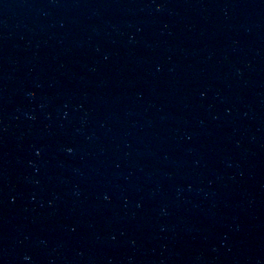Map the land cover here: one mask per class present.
<instances>
[{"label":"water","instance_id":"1","mask_svg":"<svg viewBox=\"0 0 264 264\" xmlns=\"http://www.w3.org/2000/svg\"><path fill=\"white\" fill-rule=\"evenodd\" d=\"M0 264H264V0H0Z\"/></svg>","mask_w":264,"mask_h":264}]
</instances>
